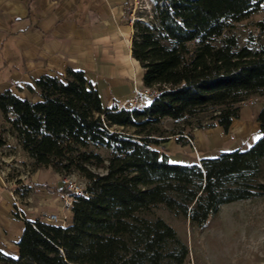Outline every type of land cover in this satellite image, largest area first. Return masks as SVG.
Masks as SVG:
<instances>
[{"label": "trees", "instance_id": "obj_1", "mask_svg": "<svg viewBox=\"0 0 264 264\" xmlns=\"http://www.w3.org/2000/svg\"><path fill=\"white\" fill-rule=\"evenodd\" d=\"M153 2L132 22L131 55L156 89L142 106H104L71 68L24 84L38 100L0 92V116L34 169L86 182L70 195L67 225L19 214L18 256L0 252V264H184L188 246L156 207L200 230L222 204L264 195V0ZM250 97L262 105L248 149L168 162L161 143L190 144L192 127L226 132ZM104 161L101 174L87 166Z\"/></svg>", "mask_w": 264, "mask_h": 264}, {"label": "crops", "instance_id": "obj_2", "mask_svg": "<svg viewBox=\"0 0 264 264\" xmlns=\"http://www.w3.org/2000/svg\"><path fill=\"white\" fill-rule=\"evenodd\" d=\"M131 16L125 0H0V92L11 88L19 97L38 100L24 84L42 75L64 77L71 68L84 73L104 106L113 101L122 106L135 88L143 86V69L131 55ZM261 105L260 100L240 105L226 132L219 125L195 129L190 144L180 145L171 136L160 150L170 163L194 164L222 152L248 149L260 136L256 114ZM28 178V186L38 187L28 202H21L0 177V252L14 258L23 230L18 214L46 220L55 213L62 225L71 218L70 197L61 189L57 171L34 169ZM235 202L244 204L243 212L230 213L226 221L232 233L237 223L243 227L242 248L233 251L232 240L226 239L231 255H217L215 260L259 264L264 256V195L222 204L214 215ZM184 264H196L194 255L189 254Z\"/></svg>", "mask_w": 264, "mask_h": 264}, {"label": "rangeland", "instance_id": "obj_3", "mask_svg": "<svg viewBox=\"0 0 264 264\" xmlns=\"http://www.w3.org/2000/svg\"><path fill=\"white\" fill-rule=\"evenodd\" d=\"M128 5L131 12V6L130 4ZM138 5L139 8H136L134 15L141 19L149 18L154 5L153 0H142L137 4V6ZM255 17H258V15ZM135 19L136 18H134V20ZM149 100L150 97H146L144 101L138 104V106H142ZM190 129L194 131L197 128L192 127ZM101 153L103 155L106 154L104 151H101ZM106 163L107 161H104L102 164L90 162L87 166L92 171L101 174L105 172ZM33 171L34 166L31 159L24 152H22L16 140L10 134L8 124L0 116V177L6 187L12 192L14 197H16V201L20 200L22 202V200H25L28 202L27 197L32 196V189L38 187L36 184L33 186L27 185L29 180L28 177H30ZM62 176V172H58L57 181L60 180ZM73 178L77 182L80 180L85 181L84 178L80 177V174L76 171ZM61 189L65 190V187L62 186ZM243 206L244 204L237 202L234 204L224 205L220 214L218 216H210L206 225L200 230L191 228L189 225V219L184 220L182 218H174L171 216L169 211L164 209L162 206L156 207L154 211L156 214L161 215V217L177 231L180 238L188 246V255H194L196 264H222L224 263L223 260H215L217 255H224L225 253H229L231 255L232 251H229L231 247L233 248V251L236 252L242 248L243 238L241 236L243 233V227L237 223V227L233 228L234 232L232 233L231 227L227 225L226 217L230 213H233L234 215H241L244 208ZM15 211L16 214H18L16 207ZM230 232L233 234L232 238L230 237ZM226 239L232 240L231 247L225 245ZM227 261L230 262L228 259ZM232 263L240 264V261L238 259H234L232 260Z\"/></svg>", "mask_w": 264, "mask_h": 264}, {"label": "built area", "instance_id": "obj_4", "mask_svg": "<svg viewBox=\"0 0 264 264\" xmlns=\"http://www.w3.org/2000/svg\"><path fill=\"white\" fill-rule=\"evenodd\" d=\"M140 1L142 0H125V2L130 4L131 6L132 16H131L130 22H133L134 18L141 19L134 15L136 8L137 7L139 8V5L137 6V4L140 3ZM155 95H156L155 88L145 87V86H142L141 88H135L133 92L131 93V95L123 102L122 106L131 108V107H134L140 104L142 101H144L146 97L151 98V97H154ZM257 100H259L257 97H250L248 99L241 101L240 105L253 104ZM74 176H75V173L64 174L60 179L62 185L65 187L66 195L68 197H70V195L73 193H79V194L86 193V190H85L86 182L81 181V180L77 182L73 178ZM46 220L53 222V223H57L60 221V219L55 213L48 214L46 216ZM259 264H264V256L259 261Z\"/></svg>", "mask_w": 264, "mask_h": 264}]
</instances>
